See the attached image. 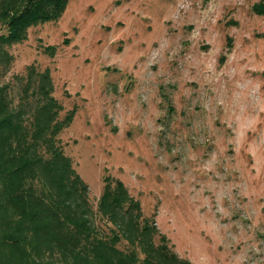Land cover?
<instances>
[{
	"label": "rangeland",
	"instance_id": "374dc122",
	"mask_svg": "<svg viewBox=\"0 0 264 264\" xmlns=\"http://www.w3.org/2000/svg\"><path fill=\"white\" fill-rule=\"evenodd\" d=\"M257 1L69 0L57 20L9 46L0 67L14 103L30 64L49 70L59 118L74 111L57 138L93 210L105 177L120 178L193 264H264ZM94 220L111 232V222Z\"/></svg>",
	"mask_w": 264,
	"mask_h": 264
},
{
	"label": "trees",
	"instance_id": "16d2710c",
	"mask_svg": "<svg viewBox=\"0 0 264 264\" xmlns=\"http://www.w3.org/2000/svg\"><path fill=\"white\" fill-rule=\"evenodd\" d=\"M69 0H0V67L31 25L57 20ZM254 12L264 14V0ZM54 52L53 45L45 48ZM48 69L30 64L14 103L0 85V264H193L180 257L125 183L107 175L97 210L88 184L59 144L74 111L59 118ZM112 223L101 233L94 216ZM159 235V242H156ZM126 240L125 248L119 247Z\"/></svg>",
	"mask_w": 264,
	"mask_h": 264
}]
</instances>
